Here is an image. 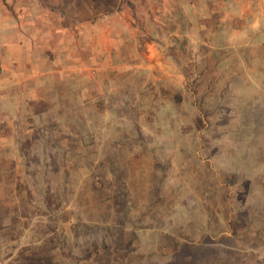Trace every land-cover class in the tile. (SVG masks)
<instances>
[{
	"label": "rangeland",
	"instance_id": "1",
	"mask_svg": "<svg viewBox=\"0 0 264 264\" xmlns=\"http://www.w3.org/2000/svg\"><path fill=\"white\" fill-rule=\"evenodd\" d=\"M204 7L0 0V264H264V64Z\"/></svg>",
	"mask_w": 264,
	"mask_h": 264
},
{
	"label": "crops",
	"instance_id": "2",
	"mask_svg": "<svg viewBox=\"0 0 264 264\" xmlns=\"http://www.w3.org/2000/svg\"><path fill=\"white\" fill-rule=\"evenodd\" d=\"M190 10L198 15L196 2L190 5ZM204 10L206 16L216 18L217 29L215 30L217 31L215 33L219 32L222 44L212 46V48L215 51H221V60L218 64L222 66L223 72L239 73L237 76H242L244 79L250 75L248 70L242 66L248 64L251 59L259 67L264 64V0H205ZM7 45L4 50L5 55H0V102L4 104L3 98L6 97L7 90L10 91L13 88L15 91L14 86L20 82V76L16 72L17 68H21L17 62L19 59L17 52H20V48L16 40L14 43L9 41ZM237 67L240 71L236 70ZM252 72V79L255 82L263 80L262 72L258 68ZM3 105L2 109H4ZM3 111H0V123L5 120L2 118ZM4 124L7 122L5 121ZM4 128L7 127L0 124V129ZM1 137L3 134L0 132Z\"/></svg>",
	"mask_w": 264,
	"mask_h": 264
},
{
	"label": "trees",
	"instance_id": "3",
	"mask_svg": "<svg viewBox=\"0 0 264 264\" xmlns=\"http://www.w3.org/2000/svg\"><path fill=\"white\" fill-rule=\"evenodd\" d=\"M66 1V0H65ZM82 19H84V20H87V17L86 18H82ZM201 247H205V248H207V247H209V243L208 244H202L201 245ZM213 247V246H212ZM210 249V248H209ZM205 250H207V249H205ZM189 257V263L190 264H196L195 263V260H194V258L192 257V256H188ZM173 262L175 263V264H184L185 262H187V260L186 259H184V260H181V259H179L178 257H177V259H174L173 260Z\"/></svg>",
	"mask_w": 264,
	"mask_h": 264
}]
</instances>
